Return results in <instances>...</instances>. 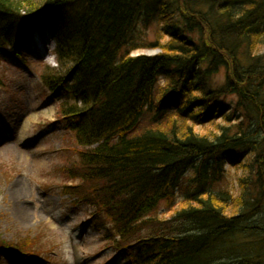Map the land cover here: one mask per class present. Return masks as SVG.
<instances>
[{
  "label": "trees",
  "instance_id": "16d2710c",
  "mask_svg": "<svg viewBox=\"0 0 264 264\" xmlns=\"http://www.w3.org/2000/svg\"><path fill=\"white\" fill-rule=\"evenodd\" d=\"M41 24L58 67L39 83L79 146L63 192L111 247L131 264H264V0H0V74ZM38 246L0 236V264Z\"/></svg>",
  "mask_w": 264,
  "mask_h": 264
},
{
  "label": "rangeland",
  "instance_id": "374dc122",
  "mask_svg": "<svg viewBox=\"0 0 264 264\" xmlns=\"http://www.w3.org/2000/svg\"><path fill=\"white\" fill-rule=\"evenodd\" d=\"M155 30V25L145 30V40L155 41ZM43 33L49 34L48 26ZM36 40L26 44L27 65L1 67L0 236L13 241L30 235L50 261L16 257L3 264H129L122 255L113 260L116 252L106 229L88 220L90 208L63 195L62 186L71 181L62 170L78 160L79 146L59 119L60 103L47 97L39 83L47 66L58 65L53 41ZM49 248L57 255L47 253Z\"/></svg>",
  "mask_w": 264,
  "mask_h": 264
},
{
  "label": "water",
  "instance_id": "95a60500",
  "mask_svg": "<svg viewBox=\"0 0 264 264\" xmlns=\"http://www.w3.org/2000/svg\"><path fill=\"white\" fill-rule=\"evenodd\" d=\"M149 54H153V53H149Z\"/></svg>",
  "mask_w": 264,
  "mask_h": 264
}]
</instances>
